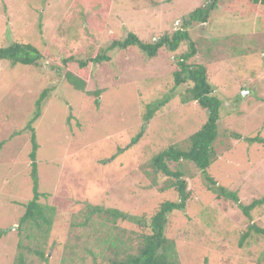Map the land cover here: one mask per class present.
<instances>
[{
    "label": "rangeland",
    "instance_id": "1",
    "mask_svg": "<svg viewBox=\"0 0 264 264\" xmlns=\"http://www.w3.org/2000/svg\"><path fill=\"white\" fill-rule=\"evenodd\" d=\"M210 2L0 0V48L29 43L43 54L36 67L0 62V232L6 231L0 264H13L20 252L28 264H103L113 240L127 243L141 228L94 214V207L148 220L162 203L178 201L174 189L166 188L170 179L149 164L171 145L187 149L186 140L207 119L196 103L181 104L186 85L174 88L172 74L186 44L176 52L162 48L154 58L133 46L108 52L110 60L94 66L85 84V92H100L98 104L68 85L61 61L101 54L130 32L144 43L156 41ZM187 31L197 50L188 64L206 68L221 101L216 158L207 173L248 205L264 195V143L245 140H264V12L244 0H216L208 21L192 23ZM45 89L40 117L32 124L39 203L49 209L52 223L43 238L34 226L24 225L19 234L17 227L32 198L25 126ZM171 93L144 122L146 106ZM141 131L139 141L126 148ZM168 166L183 174L191 193L185 210L169 214L165 227L180 264H264L261 236L240 242L248 225L264 229V204L247 219L237 203L209 192L191 163Z\"/></svg>",
    "mask_w": 264,
    "mask_h": 264
},
{
    "label": "trees",
    "instance_id": "2",
    "mask_svg": "<svg viewBox=\"0 0 264 264\" xmlns=\"http://www.w3.org/2000/svg\"><path fill=\"white\" fill-rule=\"evenodd\" d=\"M101 1V0H99ZM111 0H104V3H109ZM251 4L255 9H260L264 12V0H244ZM216 0H211L210 4L194 9L187 17L183 18L180 29L175 30L172 34H163L156 41L150 43L142 42L134 33L127 34L125 39L112 40L111 45L101 54H96L93 57L84 59H75L69 56L61 61L62 68L65 70L64 80L68 85L77 92H84L86 95L94 96V104H98L100 92L92 93L85 92V84L91 77L92 68L97 64L107 62L110 58L107 53L114 50H126L129 47H137L148 58H154L158 51L162 48L170 52H176L177 49L185 43L187 46L186 52L178 56L176 65L177 68L173 72L174 88L186 85V89L180 95L181 104L190 102L196 103L207 114V119L201 128L192 134L187 141V149L181 150L175 145H171L150 160V168L153 173L161 174L170 179L166 188H172L178 195L177 202H164L160 205L157 212L154 213L148 220L144 217H136L125 214L115 209H103L98 206L93 208L94 214H105L110 217L113 222H132L141 228V232L131 233L133 238H130L127 243L124 240H113L110 244L111 257L103 264H180L176 254L175 243L165 237V227L167 225L168 215L174 211L182 212L186 208V203L191 197V193L187 188V181L183 179V174L179 171H171L168 164L181 162L191 163L202 175L206 189L214 194L217 199L232 200L237 203L243 215L250 219V212L264 204V195L259 199H254L248 205H243L239 202L235 193L229 192L223 186H220L217 181L207 173L209 167L214 162L216 155L213 150V144L217 137V122L221 108V101L213 95V86L208 81L207 70L204 66L188 64L197 50L194 43L190 40L187 28L192 23H206L210 13L214 10ZM43 54L29 43H12L9 47L0 48V62L5 61L10 65L32 66L36 67L42 60ZM48 89L41 92L40 97L36 101L35 111L30 121L26 124L25 130L30 132L31 153L30 159V179L32 181V198L24 205V214L19 219L18 234L23 231L24 225H27V230L32 226L36 231H40L43 238L47 236L51 228V215L46 206L39 203L43 197L38 191V178L36 166V152L38 149L35 132L32 124L40 117L42 103L46 97ZM173 95H167L164 99L156 101L153 104L146 106L144 122H148L153 118V115L164 107ZM143 131L139 132L131 139L129 148L136 144L142 137ZM240 139L239 135H236ZM248 143L263 144L264 140L258 137L245 139ZM2 143H0L1 147ZM49 214H48V213ZM26 230V231H27ZM6 231H1L0 236ZM39 233V232H38ZM40 234V233H39ZM250 235L261 236L264 239V229L251 224L247 226V230L240 237V242L245 241ZM26 239H30V234L26 235ZM118 244L122 248L117 247ZM41 259L46 260V257L41 252H35ZM13 264H28L23 252H20L14 259ZM96 264V263H95ZM206 264V263H205Z\"/></svg>",
    "mask_w": 264,
    "mask_h": 264
}]
</instances>
